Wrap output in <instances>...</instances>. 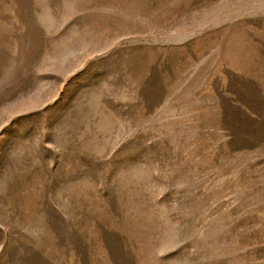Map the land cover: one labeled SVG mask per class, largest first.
Returning <instances> with one entry per match:
<instances>
[{"label": "rangeland", "instance_id": "374dc122", "mask_svg": "<svg viewBox=\"0 0 264 264\" xmlns=\"http://www.w3.org/2000/svg\"><path fill=\"white\" fill-rule=\"evenodd\" d=\"M0 264H264V0H0Z\"/></svg>", "mask_w": 264, "mask_h": 264}]
</instances>
